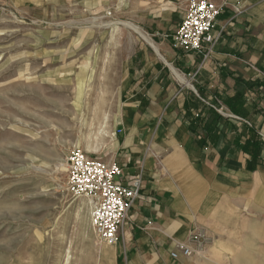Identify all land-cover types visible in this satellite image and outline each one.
Returning <instances> with one entry per match:
<instances>
[{
    "label": "rangeland",
    "instance_id": "374dc122",
    "mask_svg": "<svg viewBox=\"0 0 264 264\" xmlns=\"http://www.w3.org/2000/svg\"><path fill=\"white\" fill-rule=\"evenodd\" d=\"M178 5L0 0V264H115L103 251L112 245L91 226L89 199L66 189V156L81 147L105 158L129 101L130 61L146 47L157 54L160 39L173 46L151 22L179 21ZM175 69L184 79L172 67L173 78L192 88ZM246 179L216 176L187 188L192 264H264V187Z\"/></svg>",
    "mask_w": 264,
    "mask_h": 264
},
{
    "label": "crops",
    "instance_id": "0c3cea01",
    "mask_svg": "<svg viewBox=\"0 0 264 264\" xmlns=\"http://www.w3.org/2000/svg\"><path fill=\"white\" fill-rule=\"evenodd\" d=\"M176 1L179 21L151 22L164 38L167 31L175 32L186 8L187 0ZM215 1L230 5L217 18L213 28L217 41L209 55L175 49L160 39L157 54L146 47L130 61L129 101L104 159L121 165L125 181L142 174L143 183L121 241L106 246L110 250L105 254L115 264H192L182 251L195 245L193 224L185 218L186 205L193 199L187 188L201 189L202 179L210 183L219 176L246 183L250 174L264 187V0ZM236 4L241 6L239 13L232 7ZM172 67L177 75L181 74L175 68L188 74L194 86L175 80L169 72ZM193 93H202L209 102L236 98L233 105L261 138L258 162L237 147V133L246 134V129L236 121H219L216 143L201 146L185 118ZM209 111L205 107L204 112ZM199 137H207L203 129ZM189 159L199 169L193 170Z\"/></svg>",
    "mask_w": 264,
    "mask_h": 264
},
{
    "label": "built area",
    "instance_id": "2783aa9c",
    "mask_svg": "<svg viewBox=\"0 0 264 264\" xmlns=\"http://www.w3.org/2000/svg\"><path fill=\"white\" fill-rule=\"evenodd\" d=\"M229 5L215 0H187L180 24L172 34L173 46L186 52L209 55L217 41L213 28L222 10ZM232 7L237 13L241 11L239 4ZM218 110L230 116L224 108ZM66 166L67 191L75 197L89 196L94 200V230L101 241L118 244L134 201L140 195L142 174L132 175L125 181L123 169L117 161L91 156L81 147L70 149ZM183 253L189 255L190 249L184 248ZM172 256L177 258L178 252L173 251Z\"/></svg>",
    "mask_w": 264,
    "mask_h": 264
},
{
    "label": "trees",
    "instance_id": "16d2710c",
    "mask_svg": "<svg viewBox=\"0 0 264 264\" xmlns=\"http://www.w3.org/2000/svg\"><path fill=\"white\" fill-rule=\"evenodd\" d=\"M206 97L201 93L195 95L186 107L185 118L189 123V129L195 135L202 147L208 144H215L217 140V123L219 121H236L244 125L246 134L241 132L237 133L236 145L244 152L248 153L253 159L260 160V148L262 145L261 138L256 131L255 127L246 119V116L238 110L233 104L236 98L232 100H225L224 102H209ZM213 104L212 107L208 104ZM209 107L208 114L204 112L205 107ZM224 108V111L230 116L224 115L218 109ZM203 129L207 134L206 138L199 137V130Z\"/></svg>",
    "mask_w": 264,
    "mask_h": 264
},
{
    "label": "bare ground",
    "instance_id": "6f19581e",
    "mask_svg": "<svg viewBox=\"0 0 264 264\" xmlns=\"http://www.w3.org/2000/svg\"><path fill=\"white\" fill-rule=\"evenodd\" d=\"M124 25L125 26H128L129 28H132V29H135V30H137V31H139L140 33H141V35L150 43V44H152L153 46H155V43L153 42V40L147 35V34H145L142 30H140L139 28H138V26H136V25H134V24H132V23H130V22H124ZM156 47V46H155ZM157 48V47H156ZM182 79H183V76L182 75H179ZM91 138V137H90ZM87 146H88V148H90L91 147V143H87ZM93 148H95V147H93ZM91 149V148H90ZM88 199H89V201H88V205H89V210H90V216L93 214V209H94V200L91 198V197H89V196H86ZM91 202H92V204H91ZM78 205L84 210V206H83V204L82 203H78ZM92 227H93V221H92V225H91ZM94 231V230H93ZM95 232V231H94ZM108 251V250H110L109 249V247H104L103 248V251H104V253L106 252V251ZM104 261V260H103ZM113 263V262H112ZM68 264V263H67Z\"/></svg>",
    "mask_w": 264,
    "mask_h": 264
}]
</instances>
